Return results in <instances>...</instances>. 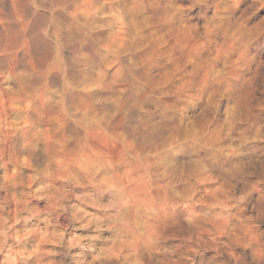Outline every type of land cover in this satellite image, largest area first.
Returning a JSON list of instances; mask_svg holds the SVG:
<instances>
[{
    "label": "clouds",
    "instance_id": "1",
    "mask_svg": "<svg viewBox=\"0 0 264 264\" xmlns=\"http://www.w3.org/2000/svg\"><path fill=\"white\" fill-rule=\"evenodd\" d=\"M0 264H264V0H0Z\"/></svg>",
    "mask_w": 264,
    "mask_h": 264
}]
</instances>
